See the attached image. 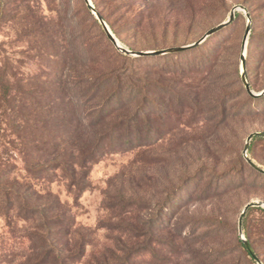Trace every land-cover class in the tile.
Listing matches in <instances>:
<instances>
[{
  "label": "rangeland",
  "instance_id": "obj_1",
  "mask_svg": "<svg viewBox=\"0 0 264 264\" xmlns=\"http://www.w3.org/2000/svg\"><path fill=\"white\" fill-rule=\"evenodd\" d=\"M129 1L136 2L95 10L111 33L119 31V39L112 33L118 43L133 52L188 47L224 23L233 8L241 10L196 48L131 64L136 58L121 54L110 41L102 43L97 27L84 22L79 0H33L37 14L54 24L68 20L64 39L71 40L70 53L83 67L96 66L95 57L79 47L91 39L102 54L100 71L133 77L122 82L132 95L122 96L126 101L115 103V113L106 118L96 117L100 98L72 107L54 100V60L34 56L36 50L23 52L34 43L20 37V21L0 22V49L17 75L30 78L33 101L15 116L19 133H0V168L7 171L0 182V264L36 263L37 237L45 234L37 218L24 219L18 210L25 202L31 207L33 199L55 203L53 215L72 221L62 230L61 243L73 252L81 246L77 264H125L129 251L134 254L128 264H252L241 237L264 264L262 208L249 209L241 236L238 232L243 207L264 203V175L243 155L247 137L264 133V95L250 97L242 83L244 70L250 91L264 90V0ZM126 13L135 15L132 26L124 24ZM141 92L146 94L138 96ZM87 116L92 125L77 129L88 123ZM95 139L101 146L85 153L93 158L84 190L69 191L63 172L48 164L54 155H78L86 140ZM254 139L246 157L264 170V138ZM29 167L34 172L28 173Z\"/></svg>",
  "mask_w": 264,
  "mask_h": 264
},
{
  "label": "trees",
  "instance_id": "obj_2",
  "mask_svg": "<svg viewBox=\"0 0 264 264\" xmlns=\"http://www.w3.org/2000/svg\"><path fill=\"white\" fill-rule=\"evenodd\" d=\"M91 1L93 4L92 6L96 10L97 7L101 4H106V6L112 5L113 9H116L118 7L121 9L124 6L130 7L131 4L133 5V3L136 2H130L129 0H110L108 2L103 0ZM79 3L86 18L84 22H89L90 24L95 25V27H97L98 29L99 37L103 41L102 43L105 42L108 45L109 40L104 34L101 26L93 18L91 12L84 5V2L82 0H79ZM37 10L38 8L34 6L33 0H0V22L4 20L10 22H13L15 20L20 21V24L22 26L20 37H26L28 39L31 37L34 43L31 46L27 45L23 52L26 51L25 53H27L28 51L31 52V50H36V54L34 56H38V58L48 56L49 58L54 60L53 65H55V67L53 68V70L55 71L53 73V79L51 82L53 91L56 94L54 100H58L60 104L69 105L72 107L76 103H79L81 100L88 99L89 97H91L92 99L100 98L102 100V103L98 113L96 114V117L106 118L112 116L113 113H115L114 106H117L115 105V103L126 101V99H122V96L128 97L132 95L133 92L131 91V89H129L130 87L128 85H124L122 82L125 81L127 83H130L132 80H134L133 77L131 75H127L126 73L122 74L121 72L116 71H100L97 67V62L101 58L102 54L98 53L96 49L93 48V41L91 39H87L88 41L85 40V42L80 44L79 47L81 49V52L86 56L91 55L95 57L96 66L83 67V65H81V60L76 59V55L73 56L70 53L74 52L71 51V40L65 41L64 39V32H66L67 30L62 29L63 25H66V22L68 20L66 21V18L63 17L61 20L57 19L58 23L54 24L53 20L47 18L44 15L37 14ZM98 13L102 17V19L105 20V17L101 15V12L98 11ZM134 16L135 15L126 13L123 17H128L129 19L126 20L124 24L126 26H132L134 24ZM108 25L110 28H112L111 23H108ZM55 27L57 29H54ZM112 33L116 38H120L119 31L112 29ZM29 42L31 41H28V44ZM183 52L184 51L170 54L176 55ZM119 56L123 57V59H127V57L125 56ZM146 59L147 58L145 57H139L136 59H129V61H131L132 64L134 62ZM78 67L81 69L80 71H78ZM17 74L18 73L16 72V67L14 68L10 66L8 58L0 49V133L2 132L3 134L5 131L9 132L10 134L19 133L22 126L21 122L16 120V114L21 112L24 108H32V103H30L33 102L32 92L30 91V78L23 77ZM81 86L83 87L81 91H74ZM125 86H127L126 90L128 93H125L124 91ZM139 94L138 96H143L144 94H146V92H141ZM18 96L19 100H17ZM72 109L70 110L71 115L73 114ZM88 119L89 116L85 117V120L88 123H85V125H76V128L78 129L82 127H90L92 124L90 123V120L87 121ZM1 136L3 137L4 135ZM256 138L258 137H255V139ZM84 145L85 148L80 147L78 149V155H72L64 158L61 155H54V157L48 164V166H50V169L52 170L60 169L68 181L69 191H72V189L75 188L77 190V193H81L84 190L83 181L86 177L88 162L93 158V155L85 153H96L98 148L101 146V141L99 139H95L94 141L86 140ZM55 153L62 152L57 151ZM35 167L37 166L35 165L34 168ZM29 169H26L28 173L34 172L31 171L32 169ZM36 172H39V170H37ZM5 174H7V171L0 168V182ZM19 189H21V187H19ZM36 202L37 201L33 199V201L31 202V207L27 206V202L18 207V210L23 212L24 219H29L31 218V216L32 218H37L40 223L38 228L45 234L44 236L37 237L38 241H40V245L38 247L39 253L35 259V264L79 263L80 257L82 255L81 246L77 247L73 252L71 249H66L67 244L61 243V239L64 235L62 234V230L64 229L66 231L68 227L70 228L72 221H70V219L65 220L64 218H58V215L56 214L53 215L55 212H57V206H54L55 203H53V205L47 206L43 204H36ZM56 204H58V202ZM258 211H260L264 215V210L258 209ZM248 244L252 246L251 243ZM240 246L245 256L252 264H254L252 258L249 256L245 248L241 244ZM130 254L134 253H132V251L126 253L125 259L123 260L125 264H128L127 260ZM255 255L258 258L257 253ZM261 263L263 264V262Z\"/></svg>",
  "mask_w": 264,
  "mask_h": 264
},
{
  "label": "water",
  "instance_id": "obj_3",
  "mask_svg": "<svg viewBox=\"0 0 264 264\" xmlns=\"http://www.w3.org/2000/svg\"><path fill=\"white\" fill-rule=\"evenodd\" d=\"M86 7L88 8V10L91 12L92 15H94L95 19L98 21V23L100 24L104 34L106 35V37L108 38V40L111 42V44L114 46V48L120 52L121 54H124L126 56L129 57H134V58H139V57H150V56H160V55H164V54H170V53H178V52H182L188 48H192V47H196L198 45H200L202 42H204L209 36L214 35L215 33L221 31L222 29H224L225 27H227L235 18V12L237 10H241V7H236L233 8L230 11L229 17L228 19L224 22L219 24L218 26L214 27L213 29L209 30L201 39H199L196 43H194L193 45H190L188 47H180V48H172V49H166V50H162V51H155V52H133V51H129L127 49H125L124 47H122L118 41L115 39V37L112 35L111 31L109 30V28L107 27V25L105 24V22L103 21L102 17L96 12V10L94 9V7L92 6L90 0H83ZM248 35V28L245 30V34H244V38H243V43L246 39V36ZM241 62H243V58H241ZM243 65V63H242ZM243 69V68H242ZM242 83L244 85L245 91L246 93L251 96V97H260L264 95V90L260 93V94H253L250 89L249 86L246 82V75L244 73H242ZM255 137H261L264 138V133L261 132H255L250 134L247 137L246 140V145L243 149V155L244 158L247 162V164L254 169L255 171H257L258 173L264 175V170L258 168L254 163H252L247 157H246V152L248 149V145L249 142L255 138ZM251 208H262L264 209V203H260V202H249L247 203L242 211L241 214L239 216L238 219V232L239 235L241 236V229H240V225H241V220L244 216V214ZM241 242L245 248V250L247 251V253L249 254V256L252 258V260L256 263V264H262L259 259L256 257V255L254 254V252L252 251L250 245L246 242L245 239H243L241 237Z\"/></svg>",
  "mask_w": 264,
  "mask_h": 264
}]
</instances>
